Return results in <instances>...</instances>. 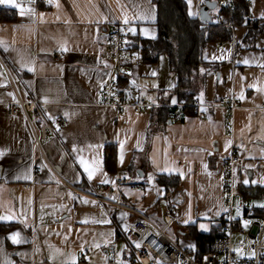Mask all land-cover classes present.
<instances>
[{"label": "crops", "instance_id": "1", "mask_svg": "<svg viewBox=\"0 0 264 264\" xmlns=\"http://www.w3.org/2000/svg\"><path fill=\"white\" fill-rule=\"evenodd\" d=\"M245 1L255 25L245 20L236 29V53L219 43L204 50V60L213 67L202 69L205 84L198 104L205 106V116L184 117L177 110V121L161 120L153 109L143 114L126 109L120 118L117 109L102 105L111 66L107 31L128 25L139 38L156 39L153 0H16L24 15L0 3V217H10L0 219V264H76L81 257L85 264L132 260L126 249L140 240L123 236L121 223L134 216L124 210L108 215L52 168L86 189L134 177L139 189L123 186L117 194L158 226L171 215L175 220L169 230L189 252L196 247L185 228L208 234L223 222L226 165L233 154L240 163L232 186L244 194L247 209L264 210V0ZM206 2L216 3L207 12L215 19L219 0H204L202 6L192 2L191 16L200 19ZM135 59L129 83L150 102L166 103L178 84L168 57L146 64L137 51ZM12 81L21 98H38L53 119L65 122L58 135L43 142L48 162L34 148L23 114L9 113L17 100ZM224 97L237 102L232 116L218 106ZM108 154L114 155L109 168ZM85 164L94 169L91 179ZM161 175L180 178L170 197L157 183ZM236 214L245 217L244 211ZM16 233L18 243L10 238Z\"/></svg>", "mask_w": 264, "mask_h": 264}, {"label": "built area", "instance_id": "2", "mask_svg": "<svg viewBox=\"0 0 264 264\" xmlns=\"http://www.w3.org/2000/svg\"><path fill=\"white\" fill-rule=\"evenodd\" d=\"M219 1L225 2V0ZM198 2L202 6L203 0H198ZM202 24L208 27L222 25L228 28L232 33L231 39L219 44L231 47L233 53H236L237 28L232 17L228 19L218 17ZM248 24L254 25L255 20L249 19ZM133 30L131 26L116 24L107 31V51L111 57V66L107 73L106 83L102 88V105L117 109L120 118L126 109H132L136 114H143L146 110L171 107L168 104L150 102L141 95L139 89L134 85L127 83L122 86L120 83V78L127 77L131 66L135 63L137 51H141V49L134 50L131 48L130 42L136 36L135 30ZM3 67L11 78L8 66L3 64ZM12 85L17 93L13 81ZM218 106L225 108L232 116L233 111L237 108V102L232 98L224 97L219 100ZM204 107L202 104L195 106L198 116H205L202 112ZM213 107L208 106V108ZM9 113L14 116L23 114L32 135L34 148L39 150L47 161L43 142L50 136L58 135L59 129L65 125V122L61 119H53L38 98L31 96L23 99L18 93L17 100L10 106ZM168 118L177 121L179 116L176 111L171 110L168 113ZM239 163L240 156L233 154L226 165L228 177L224 190L225 214L220 226V234L211 244L209 252L197 259L187 249L169 237L168 230L175 220L171 215H166L162 225L158 226L147 213L133 208L127 200L117 194L118 188L123 186L138 190L139 182L134 177L121 176L117 178L115 183L86 189L71 185L48 164L62 182L66 183L77 194L98 202L108 215L112 216L113 210H124L134 216L133 219L126 218L121 223L123 236L135 237L140 240L137 244L139 246L129 244L133 258L127 264H264V254L262 253L264 251V215L245 216L247 232L252 243L251 250L254 255L252 258L239 256L234 244V234L242 224V218L236 220L235 212H242L247 209L244 194L234 188L231 181L234 167ZM236 198L239 199L238 205L235 204ZM136 247L137 249H135ZM240 250H243V243H241ZM76 264H85V258L81 257ZM109 264L117 263L112 259Z\"/></svg>", "mask_w": 264, "mask_h": 264}, {"label": "trees", "instance_id": "3", "mask_svg": "<svg viewBox=\"0 0 264 264\" xmlns=\"http://www.w3.org/2000/svg\"><path fill=\"white\" fill-rule=\"evenodd\" d=\"M153 3L158 15V37L151 40L141 39L136 35L130 45L134 50L141 49L142 59L146 64L158 63L163 55L168 57L170 70L178 78L177 86L170 92L168 101L164 103L171 107L153 109V115L161 120L168 118L171 110H180L184 117L196 115L195 106L199 103V95L205 84L202 69L213 68L204 60V50L209 43H220L231 39L232 33L222 25L216 27L203 25L198 18L189 15L185 0H153ZM249 16L245 0H225L220 2L216 18L232 17L234 25L238 28L245 20L248 21ZM0 20H4L1 13ZM120 83L124 86L129 80L127 77H122ZM173 99L176 101V106L171 105ZM108 155L109 168L114 155ZM156 180L165 188L168 197L180 186V178L177 176L161 175L157 176ZM244 215L261 216L264 215V210L246 209ZM185 231L196 247L190 253H196L195 255L200 257L209 252L211 244L220 234V226L213 228L208 234L200 233L194 226H188Z\"/></svg>", "mask_w": 264, "mask_h": 264}, {"label": "rangeland", "instance_id": "4", "mask_svg": "<svg viewBox=\"0 0 264 264\" xmlns=\"http://www.w3.org/2000/svg\"><path fill=\"white\" fill-rule=\"evenodd\" d=\"M185 1L187 2V0H185ZM192 2H196V0H191V5H192ZM235 218H236L237 221L241 220V218H242L241 232L235 233V236H234V244H235L237 253L240 254L241 256H245L246 255L247 257H253L254 256L253 252L251 253L252 243H251L249 234L247 232V226H246V223H245V217L244 216L241 217L240 215L236 214ZM204 224H206V223H204ZM200 229H203V228L200 227ZM168 235H169V237H171V239H173L176 243H178L180 245V238H179L180 236L178 234H176L173 229H170L168 231ZM241 243H243V247H244V250H245L243 254L240 253ZM135 249H137V247ZM126 251H127L128 254L131 253V249L130 248L126 249ZM262 253L264 254V251H262ZM195 254L196 253H191V255L194 258H196V259L199 258Z\"/></svg>", "mask_w": 264, "mask_h": 264}, {"label": "snow or ice", "instance_id": "5", "mask_svg": "<svg viewBox=\"0 0 264 264\" xmlns=\"http://www.w3.org/2000/svg\"><path fill=\"white\" fill-rule=\"evenodd\" d=\"M0 3H3V4H10V5H12L13 7L19 9L21 15H24V11H25V9H24L19 3H17L16 0H0ZM187 3H188L189 5H191V0H187ZM29 11H31V9H29ZM189 15H193V13L190 11V12H189ZM141 18H143V17H141ZM124 22H125V23H128V19L125 18V21H124ZM133 31H134V30H133ZM145 32H147V30H145ZM245 63H247V61H245ZM153 74H155V73H153ZM175 102H176V101L173 100V103H175ZM81 163L84 164V161L81 160ZM85 169H86V171H88L89 179H91V178H92V175H93V171H94V169H90L86 164H85ZM0 219H10V217H0ZM246 223H247V222H246ZM202 227H203V226H202ZM18 235H19V234L16 233V234H13V235L10 237V238L13 240L14 243H18V242H19V241L17 240V236H18ZM137 246H139V245H137Z\"/></svg>", "mask_w": 264, "mask_h": 264}, {"label": "water", "instance_id": "6", "mask_svg": "<svg viewBox=\"0 0 264 264\" xmlns=\"http://www.w3.org/2000/svg\"><path fill=\"white\" fill-rule=\"evenodd\" d=\"M216 7V3H210V2H206V6H204L201 11H200V21L202 23H206L210 21V17L208 16L207 12L209 8H215ZM142 176V174H140Z\"/></svg>", "mask_w": 264, "mask_h": 264}]
</instances>
